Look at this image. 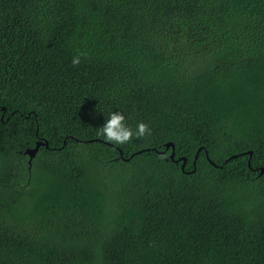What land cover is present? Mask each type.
Listing matches in <instances>:
<instances>
[{"label": "trees", "instance_id": "1", "mask_svg": "<svg viewBox=\"0 0 264 264\" xmlns=\"http://www.w3.org/2000/svg\"><path fill=\"white\" fill-rule=\"evenodd\" d=\"M260 166L264 0H0V264H264Z\"/></svg>", "mask_w": 264, "mask_h": 264}, {"label": "clouds", "instance_id": "2", "mask_svg": "<svg viewBox=\"0 0 264 264\" xmlns=\"http://www.w3.org/2000/svg\"><path fill=\"white\" fill-rule=\"evenodd\" d=\"M79 63L80 57H73V66ZM124 119V116L119 112L110 114L109 119L103 123L97 134L103 136L106 141L118 145L128 143L134 135L137 138H143L151 134V129L143 122L137 124L134 133L131 128L125 125Z\"/></svg>", "mask_w": 264, "mask_h": 264}, {"label": "water", "instance_id": "3", "mask_svg": "<svg viewBox=\"0 0 264 264\" xmlns=\"http://www.w3.org/2000/svg\"><path fill=\"white\" fill-rule=\"evenodd\" d=\"M41 143H42V141H41V140H38V141H36V143H35V145H34L33 147H26V148H25L24 152L28 155V160H29V161H30V159L35 155V153H36V151H37V149H38V146H39ZM44 144L47 145V141H44ZM169 146L171 147V151H170V153H169L168 156H165V159H168V158L173 159V155H174V144H173L172 141H167V142L165 143V148H168ZM198 150H199V148L197 149V151H196V153H195V155H194L193 163L195 162V158H196V155H197ZM120 152H121V150H120ZM205 152H206V150H205ZM250 153H251V151H249V154H250ZM206 156H207V155H206ZM233 156H235V155H233ZM177 159L182 160V162H181V168H183V165H184V163H185V157H184V156H179ZM177 159H176V160H177ZM210 162H211L212 164H215V163H214L213 161H211V160H210ZM263 171H264V166H260V171H259V173H262Z\"/></svg>", "mask_w": 264, "mask_h": 264}]
</instances>
